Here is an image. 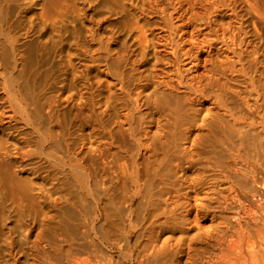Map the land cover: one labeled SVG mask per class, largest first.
I'll return each mask as SVG.
<instances>
[{
	"label": "bare ground",
	"instance_id": "1",
	"mask_svg": "<svg viewBox=\"0 0 264 264\" xmlns=\"http://www.w3.org/2000/svg\"><path fill=\"white\" fill-rule=\"evenodd\" d=\"M130 1L134 48L123 40L96 103L87 65L78 99L42 93L48 48L28 52L0 5V264H264V211L259 230L244 205L264 174V30L235 7L264 24L261 0ZM231 208L254 236L221 233Z\"/></svg>",
	"mask_w": 264,
	"mask_h": 264
},
{
	"label": "rangeland",
	"instance_id": "2",
	"mask_svg": "<svg viewBox=\"0 0 264 264\" xmlns=\"http://www.w3.org/2000/svg\"><path fill=\"white\" fill-rule=\"evenodd\" d=\"M61 1H64V2H60L59 4L54 5L51 0H0V5L3 4V6L5 7V10H4V7L1 6L3 11L6 12L5 14H7L8 16L9 23L14 28L13 33L17 35V37L20 39V42L23 43V45L25 46L24 48L28 52H31V51L34 52L39 44L43 45L42 43L46 44V47L49 49V47L52 44L50 42L54 43L52 44L53 47H50L49 50L48 49L46 50L45 49L46 47H44V50H46L45 51L46 53L43 51L42 52L43 55L42 54L40 55V88H42V91L43 90L45 91V92H42L44 93L45 96H48V97L52 96L50 98H53V99L55 98L60 99V97L62 98V96H66L69 93H74L75 98L78 99L81 91L83 90L80 87H83V84H84L82 83L84 82L83 81L84 79L82 78L78 79V77L81 75V77L83 76L84 78V75L80 72V70L84 68L85 65H87L88 66L87 72L89 73H87L88 77L86 78V80L89 82L88 87H90L88 93L91 91L89 94L93 95V96L91 95L92 97L90 95H87V96L88 97L90 96L93 99V100L91 99L92 102H95V101L99 102L101 99V94H105L103 93L106 90L104 89L106 88L105 80H107L108 77H111L113 75L112 70H114L113 69L114 68L113 66H115L114 62L117 58L116 55L120 52V49L122 50L121 47H123L122 45L123 40L126 38L127 44H128L127 46L128 47L130 46L129 49L134 48L132 46L133 43H131L132 37L134 36V34L130 33V35H128V33H124L123 30L126 26L125 24L131 21L130 16L133 14L130 15V13H134L135 11H132L134 9L131 6L130 0H61ZM261 2L264 8V0H261ZM237 3L235 4L236 5L235 7L237 10L239 8L238 13H239V17L242 18L241 21L243 23L244 31L248 32L251 29L249 27V24L252 18L255 20L257 27L259 29L262 28L264 30L263 22L258 21L253 14H250V12L247 9L248 7L244 6V4L246 5V3L243 4L242 1L241 3L239 1L238 5ZM221 15H222L221 18L224 22H227L230 20L227 14H224V12L221 13ZM144 18L145 19L141 21V23L145 21L151 24V22L154 20L151 24L152 26H154L157 22V19L155 17L154 18L152 17V19L149 17H148L149 19L147 17H144ZM253 19L252 21H254ZM77 35H79L78 38H77ZM254 41L255 43L258 44V40H254ZM67 54L70 55L69 60L71 61V62L69 61L68 64H67V59H68ZM112 59H115V60H112ZM73 72L76 74H73ZM45 75L46 77H42ZM44 80H46L47 82ZM98 84H100V86H98ZM58 100H57V104L61 102ZM60 100H63V98ZM65 101L59 103L58 105L62 107L64 106V104L66 105L60 109H62L63 113L65 112L64 113V116H66L65 120L68 122V120L71 118L70 111L71 109H73L74 104L73 103L71 104L68 101L66 102ZM47 126L48 125H46V127ZM73 127L75 126L69 127V131H70V132L68 131L69 136H70L69 139L70 141L72 139H75L74 141L72 140L71 142H74L73 148H77V146L79 147L81 146L80 142L77 143L78 140L80 139L79 137L80 131H78L76 127L75 129H73ZM70 128H72L73 130L72 129L70 130ZM72 131L73 132L78 131L79 133L76 132V134L74 135ZM75 144L77 146H75ZM80 148H77V149H80ZM22 171H23L22 169H18V168H16V170L14 169V173H16L18 177L27 178L28 175ZM263 177H264V174L261 177L262 182L260 181L259 183L260 185L259 186L257 185V190L260 193V195L259 196L257 195L258 197L256 199L248 198L245 200L247 203L246 202L244 203V205H246L245 207H253L257 211L256 212L257 216L254 214V218H255L254 220H257V221L261 219V214L264 211L263 210L264 209L263 207L264 206L263 204L264 202V189H263L264 179ZM259 205L261 206V209L259 208L260 207ZM231 209H232L231 212L229 209L225 210L224 212L220 211L222 215L226 216L222 218L223 219L227 218L225 221L226 222L228 221V224L231 223L229 226L222 219L224 222L223 225L227 227L222 230L219 229L222 231L221 233L224 236H227V238H230L229 235H231L232 238L236 239L235 231L237 228L236 223L238 222L239 224H242L243 226L245 225V223H247V225L249 224L250 226L248 225V228L252 230V234L254 236L255 232L253 230H255L256 226L254 225V222L250 219V217L243 213V216H241V218L237 220L238 218L233 217L235 216L236 211L233 208ZM221 214L218 215L217 213L219 218L216 219V223L222 221L220 218V216H222ZM240 214L242 215V212ZM228 217L230 218V222L228 220L229 219ZM218 220H221V221H218ZM240 220H242V223ZM11 221H10V224L13 225L14 221L13 220ZM232 221L235 222V224ZM67 222L69 223L71 222V220H69V217L67 219ZM208 224H209L208 222L207 223L201 222L200 226L206 227L208 226ZM260 224H261V221L259 222L257 226V229H259L260 227L259 230H261ZM232 225L233 226L235 225L234 227L236 228L231 229V227H233ZM253 225L255 227H253ZM228 226L230 227L231 230L228 229ZM219 227L223 228V226L221 225H219ZM223 230L226 235L223 233ZM259 232L258 233L261 234V231ZM208 247H206V249L207 248L209 249V250H206V254H205L206 258H209V257L211 258V256L209 255L214 254V253L217 258L221 257L218 253L219 250H214L215 252H211L210 249L212 250V248L210 246ZM221 248H223V246H221ZM24 258L26 257L25 256L22 257L20 261L24 262L26 260ZM218 259L220 261L222 257ZM222 262L223 261H220V264Z\"/></svg>",
	"mask_w": 264,
	"mask_h": 264
}]
</instances>
